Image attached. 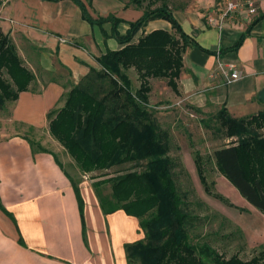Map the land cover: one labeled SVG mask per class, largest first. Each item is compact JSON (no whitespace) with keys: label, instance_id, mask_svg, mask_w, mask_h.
<instances>
[{"label":"crops","instance_id":"obj_1","mask_svg":"<svg viewBox=\"0 0 264 264\" xmlns=\"http://www.w3.org/2000/svg\"><path fill=\"white\" fill-rule=\"evenodd\" d=\"M129 1L90 0L88 11L94 18H120L116 29L123 35L145 4ZM220 1L168 0L183 31L201 48H185L178 94L166 81L150 79L151 107H161L163 100L199 109L224 106L233 117L264 109V18L252 23L264 15V0H255L251 22L228 20L218 29L206 21L205 11ZM248 26L242 43L231 49ZM0 27L35 76L16 100L0 106V264H127L124 244L142 237L138 219L122 209L103 211L92 181L50 135L47 117L63 105L72 85L101 68L97 57L124 44L109 35L111 22L91 25L73 0H3ZM154 29L172 31L168 21L152 19L133 41ZM230 63L240 78L227 82L222 69ZM127 74L137 88L135 69ZM27 129L47 151L33 149ZM46 133L47 144L40 137ZM69 178L77 181L82 210Z\"/></svg>","mask_w":264,"mask_h":264},{"label":"trees","instance_id":"obj_2","mask_svg":"<svg viewBox=\"0 0 264 264\" xmlns=\"http://www.w3.org/2000/svg\"><path fill=\"white\" fill-rule=\"evenodd\" d=\"M73 1L91 25L111 22L109 35L124 45L97 57L101 68L92 69L84 81L71 86L64 105L48 113V129L81 173L92 181L103 211L122 209L138 219L142 237L124 244L127 264H264V249L250 259H242L238 253L227 258L208 243L198 245L190 239L189 229L196 217L188 211L177 189L168 155L169 133L159 126L155 115L160 110L155 111L148 101L151 78L165 79L178 94L182 54L187 46L201 48L183 31L168 0H130L137 7L145 4L142 15L129 23L123 35L116 29L120 18H94L88 11L90 0ZM158 18L168 21L172 31L154 29L133 41L148 21ZM260 18L264 15L252 23ZM249 27L231 49L242 43ZM131 67L137 73V88L132 87L127 74ZM34 78L0 27V106L16 100ZM217 119L224 134L234 139L213 150L216 168L264 214V109L233 117L221 106ZM26 139L34 150L47 151L32 138ZM124 164L131 167L123 170ZM194 164L200 183L209 193L198 151L194 152ZM69 179L82 210L77 181ZM106 184L110 185L109 194L103 192ZM213 195L234 206L222 195Z\"/></svg>","mask_w":264,"mask_h":264},{"label":"rangeland","instance_id":"obj_3","mask_svg":"<svg viewBox=\"0 0 264 264\" xmlns=\"http://www.w3.org/2000/svg\"><path fill=\"white\" fill-rule=\"evenodd\" d=\"M159 90L156 88V92ZM163 101L161 107L153 109L162 111L156 113V117L159 126L169 133L168 155L173 163L174 180L188 211L196 217L194 226L189 229L191 241L198 245L208 243L227 258L238 253L242 259H250L264 249V214L252 205L248 209L246 204H242L248 202L216 168L213 150L228 144L233 138L224 134L218 122L220 108L199 109L188 104ZM26 133L36 141L37 133H33L32 129H27ZM40 137L45 144L48 139L51 140L47 133ZM195 151L201 155L209 193L198 179L194 164ZM121 167L125 170L131 166L124 164ZM103 192L110 193L109 184L103 186ZM213 194L222 195L234 206L226 205ZM237 207L248 211H241Z\"/></svg>","mask_w":264,"mask_h":264},{"label":"built area","instance_id":"obj_4","mask_svg":"<svg viewBox=\"0 0 264 264\" xmlns=\"http://www.w3.org/2000/svg\"><path fill=\"white\" fill-rule=\"evenodd\" d=\"M256 13L255 0H222L205 11V18L211 26L221 29L228 20L242 19L245 22H251ZM222 72L227 82L240 78L233 63L228 64L227 69H222Z\"/></svg>","mask_w":264,"mask_h":264}]
</instances>
